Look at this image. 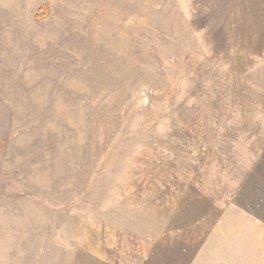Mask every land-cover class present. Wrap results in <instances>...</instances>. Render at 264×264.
<instances>
[{
    "label": "rangeland",
    "instance_id": "374dc122",
    "mask_svg": "<svg viewBox=\"0 0 264 264\" xmlns=\"http://www.w3.org/2000/svg\"><path fill=\"white\" fill-rule=\"evenodd\" d=\"M0 264H264V0H0Z\"/></svg>",
    "mask_w": 264,
    "mask_h": 264
}]
</instances>
